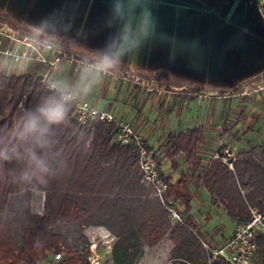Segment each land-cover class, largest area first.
<instances>
[{"label":"trees","instance_id":"1","mask_svg":"<svg viewBox=\"0 0 264 264\" xmlns=\"http://www.w3.org/2000/svg\"><path fill=\"white\" fill-rule=\"evenodd\" d=\"M231 2L225 5L230 8ZM55 103L63 107L64 118L50 123L42 110ZM72 112L73 106L47 89L37 72L0 73V262L40 264L62 252L56 264H89L85 229L105 226L117 237L114 264H136L141 244L154 245L167 233L177 243L176 258L205 264L192 217L172 223L160 198L150 197L153 188L141 180L137 146L113 142V124L84 127ZM202 131L196 127L172 136L166 155L184 153L195 164ZM163 177L168 197L182 196L188 211L191 196ZM198 178L212 203H222L236 223L250 217L251 207L263 205L264 185L248 165L231 170L213 159ZM34 190L46 194L42 213L32 209ZM13 194L20 195L18 202ZM255 259L264 264V238Z\"/></svg>","mask_w":264,"mask_h":264},{"label":"crops","instance_id":"2","mask_svg":"<svg viewBox=\"0 0 264 264\" xmlns=\"http://www.w3.org/2000/svg\"><path fill=\"white\" fill-rule=\"evenodd\" d=\"M17 1H0V12L5 10L13 19L21 20L18 23L24 29L43 32L60 44L66 54L78 58L74 63H62L56 74L58 82L75 92L80 99L112 111L118 118L130 122L149 145L156 146L160 167L170 178V184L191 196L187 216L192 217L197 225L194 231L202 229L197 221L199 205L196 198L201 196L206 201H212V198L203 185L198 188L193 186L194 169L203 168L209 154H215L214 159H223L218 157L222 152L214 153L205 144L210 135L208 131L215 130L205 127V132L200 125L203 122L200 120L196 91L188 89L209 87L231 91L240 85L246 88L258 75V70L264 72V66L253 71L252 59L240 69L236 66L240 47L237 42L242 40L249 42L250 52L253 41L260 42L262 53L259 57L264 58L263 22L254 21L246 15L231 17V10L222 16L214 5L219 0H212L213 4L204 8L188 0ZM229 1L221 0V4ZM194 41L201 42L200 49L207 58V64L192 68L189 66V53ZM233 41L236 46L226 47L224 44ZM226 61L231 65L229 71L223 70ZM160 72L170 74L168 82L162 83L168 78L158 80L156 74ZM259 88L264 90V85H259ZM234 103V110L237 111V102ZM262 103L264 107V101ZM215 112L218 122L220 109ZM240 112L242 114L243 110ZM231 115L230 112L225 115L223 124L229 122L227 119ZM262 116L264 108L247 119V123H252L249 126L251 130ZM196 127L203 130V141L195 164L188 161L184 153L166 155L165 147L172 136ZM261 159L260 163L264 164V155ZM250 163L255 161L239 158L234 160L233 166L227 165L235 170V165L243 168ZM150 197L157 200L153 192ZM169 198L179 208L183 206L185 211L182 196ZM43 211L44 206L41 211L34 210L37 213ZM96 230L114 235L105 226L85 229L86 233Z\"/></svg>","mask_w":264,"mask_h":264},{"label":"rangeland","instance_id":"3","mask_svg":"<svg viewBox=\"0 0 264 264\" xmlns=\"http://www.w3.org/2000/svg\"><path fill=\"white\" fill-rule=\"evenodd\" d=\"M0 1L5 2L6 0H0ZM27 1L29 3V0ZM188 1L189 3H194L196 6L199 5L202 8L208 7V5L213 4L212 0H188ZM230 1H232L231 2L232 5L230 6V8L223 3L221 4V0H219L214 4L215 9H217L222 16L224 15L226 16L230 10L232 11L231 17L239 18L241 16L243 17L244 15H246L247 17L251 16L254 21L256 20L262 21L264 28V0H230ZM17 2H20V0H18ZM6 10L10 11L9 8H7ZM1 11H2L1 13H4L7 16L10 14L7 13L5 10L4 11L1 10ZM15 19L14 20L16 22L21 21L17 18ZM199 19L200 18H198V20ZM237 20L241 21L240 19ZM237 43L240 44L239 45L240 47L237 51L239 54L237 57L239 59V62L236 64V66L238 69H240V67H242L244 63L246 64L250 59H252L254 63V66L252 67L253 71H255L256 68L261 69L264 66V58L262 59L261 57H259V55H261L262 53L260 42L253 41V48L251 52L248 50L249 49L248 41L242 40L241 42H237ZM192 44L193 46H191L189 53V62H190L189 66L194 68L202 64L203 65L207 64V58L203 56L202 49H200L201 42L194 41L192 42ZM224 44L226 45V47L229 45L233 47L234 41L225 42ZM234 46H236V44H234ZM208 63L209 65H211L209 61ZM223 67H225L223 70L226 71H229L231 69V65L227 61L224 63ZM3 68H7V67L3 66ZM40 69H41L40 66H34L27 73L37 72L38 74H40ZM7 73L11 74L16 72L10 70ZM156 75H158V80L159 78L160 80L161 79L163 80L164 78H168V80L164 79L165 81L161 80L162 83L169 81L170 74L168 73L160 72L157 73ZM259 85L262 86L264 85V72L262 70H258V75L253 77L252 82L251 83L249 82L246 88H243L242 85H240L239 87H236L231 91L224 89L213 90L210 89L209 87L203 89L197 87L195 89L192 88L188 90L192 92L196 91L195 95L197 96V103L200 105V109H199L200 120H202L203 122V124L200 125L204 128V130L205 127H212V129L215 130V131L212 130L208 131L210 135L207 140L205 139L206 141L205 144H207L210 147V149L214 151V153L216 151L223 152L225 149L230 148L235 153V160L239 158H248L254 160L255 163H250L249 166L253 171V173H256L261 184L264 185V164L260 163L262 161L261 156L264 155L263 153L264 152V116L260 117L258 123L256 122L253 125L254 126L253 130L249 128V126H251L252 123H247L248 118L257 115L258 110L260 108H264L262 107L263 104L262 101H264V90H261L259 88ZM168 87L171 88L169 85ZM245 91L250 93H245ZM234 102H237L236 104L237 111L234 110V105H235ZM218 103H219V107H218ZM217 109L218 110L220 109V114H221L218 122H217L216 112L214 113V110L216 111ZM240 110H243L242 114ZM228 112H230L232 115L230 116V118L227 119L229 122L227 124H223V120L226 117L225 115H227ZM250 112H252V115L250 114ZM205 132H207V130H205ZM202 151L206 152L205 150ZM203 157H201V159ZM214 157L215 154H213V156L212 155L210 156V154L207 155L206 160L205 162H203L202 167L204 168L209 166L212 160L214 159ZM157 158H159V155ZM257 162H259V164ZM203 168H201L200 170L194 169L193 186L196 188L201 187V185H203L202 180L198 178L199 174L202 173ZM191 174L192 173H190V175ZM19 198H20L19 194L12 195V200L14 202H18ZM196 202L197 205H199L196 210L197 215L199 216L198 217L199 219L197 221L201 225L200 228H202V229H198L196 234H198L200 238L199 241H200L201 253L207 256L206 258L207 261L205 263L207 264L208 251L204 243L213 246L223 242L224 239L228 235H230L231 232L233 231V228L237 220L229 216L227 209L222 203L219 202L212 203L210 199H208L207 201L201 199V196L196 198ZM44 203H45V192L39 190L33 191V195H32L33 211L34 210L41 211L43 209ZM178 209L185 220L188 217L187 211H184L183 206L180 208L178 207ZM171 221L172 223H176L174 220H172V218ZM191 224H193V227L197 226L194 223V220L192 221ZM105 232L106 231L102 232L101 230L98 231L96 230V231L88 232L87 234L89 236H97L99 238L100 241L99 244L101 245V248L106 251L107 249L106 245L108 243L107 242L103 243V239L109 240V242H113V239L108 236L106 237L104 234ZM215 240H218L219 243L218 241ZM146 245L148 244L145 243L141 244L142 253L136 264H191L186 260H183L181 258H176V256L172 254V250L173 248H175V246H177V243L175 242V240L171 239L170 233H167L165 236H163V238L158 243L151 246H146ZM110 256H112V252ZM51 258H52V254L49 257V260H51ZM255 262L256 259L254 260L253 264H256ZM0 264L3 263L0 262ZM40 264H49V263L47 262V260L44 259V260H40ZM51 264H56V263H51Z\"/></svg>","mask_w":264,"mask_h":264},{"label":"built area","instance_id":"4","mask_svg":"<svg viewBox=\"0 0 264 264\" xmlns=\"http://www.w3.org/2000/svg\"><path fill=\"white\" fill-rule=\"evenodd\" d=\"M64 61L74 63L78 58L66 54L60 44L43 32L24 29L11 16L0 12V73L13 70L17 74H23L34 66H41L42 83L58 95L62 102L73 106L72 115L78 124L84 127H93L96 122L113 124V142L137 146L142 182L153 188L154 195L160 198L173 220L183 221L178 205L167 195L169 183L164 180V173L158 163L157 148L143 140L130 122L118 118L112 111L100 109L80 99L75 92L63 87L56 74ZM218 157L233 166L235 153L230 148L225 149ZM250 212V217L237 222L223 242L213 246L204 243L208 251L207 264H214L217 260H222L225 264H253L264 238V202L262 207H251ZM104 234L113 239V242L103 239V243H108L106 251L101 248L97 236H89V264H114L110 254L115 237L108 231ZM62 258L63 253L56 252L47 261L51 264Z\"/></svg>","mask_w":264,"mask_h":264},{"label":"clouds","instance_id":"5","mask_svg":"<svg viewBox=\"0 0 264 264\" xmlns=\"http://www.w3.org/2000/svg\"><path fill=\"white\" fill-rule=\"evenodd\" d=\"M42 111L50 123H58L64 118V109L59 103H55Z\"/></svg>","mask_w":264,"mask_h":264}]
</instances>
